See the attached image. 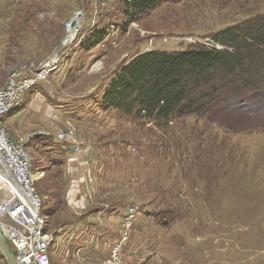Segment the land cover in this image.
<instances>
[{"label":"rangeland","instance_id":"obj_1","mask_svg":"<svg viewBox=\"0 0 264 264\" xmlns=\"http://www.w3.org/2000/svg\"><path fill=\"white\" fill-rule=\"evenodd\" d=\"M263 14L264 0H157L138 17L126 0H0V86L13 71H35L50 60L57 66L52 95L70 99L61 119L49 111L21 135L3 121L13 138L28 140L34 184L50 213L51 264H264V99L246 100L220 119L130 116L101 102L112 78L135 56L219 47L217 33ZM97 36L102 39L92 45ZM68 129L77 131V147L94 150L97 160L94 177L85 181L83 209L63 196L71 180L65 149L53 136H32ZM135 204L129 228L125 220ZM117 207L123 211L111 240L100 216ZM72 212L80 215L74 222L98 217L92 219L100 226L91 218L84 225L95 250L79 252L82 230L67 226ZM117 242L122 248L113 255ZM0 264H10L1 253Z\"/></svg>","mask_w":264,"mask_h":264},{"label":"trees","instance_id":"obj_2","mask_svg":"<svg viewBox=\"0 0 264 264\" xmlns=\"http://www.w3.org/2000/svg\"><path fill=\"white\" fill-rule=\"evenodd\" d=\"M156 1L126 4L138 17ZM101 39L94 37L92 45ZM215 41L219 47L197 44L182 51L153 50L135 56L104 91L105 109H122L130 116L212 114L220 119L240 110L246 100L264 99V14L222 30ZM217 106L226 108L219 111Z\"/></svg>","mask_w":264,"mask_h":264},{"label":"built area","instance_id":"obj_3","mask_svg":"<svg viewBox=\"0 0 264 264\" xmlns=\"http://www.w3.org/2000/svg\"><path fill=\"white\" fill-rule=\"evenodd\" d=\"M57 69L55 62L47 60L35 71H13L4 85L0 86V229L11 247L18 264H51L49 249L53 236L46 231L47 213L44 198L34 184L33 165L26 149L27 139L13 138L3 126L5 118L23 105V99L32 88L44 86L49 95L54 90L50 77ZM60 141H68L78 148L77 131L68 129L57 134ZM8 174V176H7ZM136 204L128 210L125 220L130 228ZM127 233L122 237L125 240ZM122 242L111 247L113 255L119 253Z\"/></svg>","mask_w":264,"mask_h":264},{"label":"crops","instance_id":"obj_4","mask_svg":"<svg viewBox=\"0 0 264 264\" xmlns=\"http://www.w3.org/2000/svg\"><path fill=\"white\" fill-rule=\"evenodd\" d=\"M30 95V96H29ZM27 99L23 103L21 107L18 109H15L12 113H10L5 118V124L8 125L9 131L11 133L21 135L22 129H27L29 124L31 126H34L33 122H35V125H38V121H42V119H46L47 114L50 118H55L57 116L52 115V112L55 114H58L60 117L56 119H61V111L63 112V107H67L70 99L68 97H58V96H51L48 95L46 88L44 86L39 87V89H35L34 92H31L27 95ZM54 116V117H51ZM27 119H32L27 124ZM51 127V126H49ZM52 132V131H51ZM47 132V130H42V132H34L33 137L34 139H43L46 137L53 136V139L62 145V149H65V157H67V171L70 172L71 180L67 182L66 185V201H68L69 205L73 206L75 209H83L86 205L85 200L82 199L83 195L86 194L85 192V181L87 177L91 178L94 177V170L97 164V160L93 158L94 152H87L86 146H81L78 148H73V145L68 141H60L57 138L56 133ZM29 134V133H28ZM89 151V149H88ZM88 156L91 157V164H87V158ZM49 158V157H48ZM51 161V160H49ZM66 164V163H65ZM89 203V202H88ZM84 205V206H83ZM83 207V208H82ZM105 207H108L106 205ZM103 207V208H105ZM126 209V206L124 207V211ZM103 210V209H102ZM99 213H104V212ZM122 210L119 207L115 209L109 210L110 214L107 216L101 215L100 218L102 220H105V223L107 224V227L103 229L106 231L105 235L108 236L111 240L116 238L118 236L117 234V228L116 225L118 224V212ZM123 211V210H122ZM90 212H93L92 210ZM76 212L71 213V220L67 224V226L72 227L74 232H78L79 230H82L81 234L77 236L78 239V250L81 253H87L89 250H95L90 248L89 244H92L93 246L96 245V243H89V240L86 238L88 237L89 230L84 227L85 224H88L89 218H91L90 222H93V224H97L96 226H100L97 222H94L92 217L94 218V215H86L84 221H76V217H80L79 214H75ZM50 213L47 214V221H49ZM98 219V217H95ZM70 219V218H69ZM84 222V223H82ZM108 225H112V227H108ZM47 227V226H46ZM83 227L85 228L83 230ZM104 231V232H105ZM103 232V233H104ZM94 235H96V232H92ZM84 240V241H83ZM109 240L107 243L108 247L110 242H113Z\"/></svg>","mask_w":264,"mask_h":264},{"label":"water","instance_id":"obj_5","mask_svg":"<svg viewBox=\"0 0 264 264\" xmlns=\"http://www.w3.org/2000/svg\"><path fill=\"white\" fill-rule=\"evenodd\" d=\"M0 253L7 258L10 264H18L15 258L14 253L9 249L7 241L0 229Z\"/></svg>","mask_w":264,"mask_h":264},{"label":"bare ground","instance_id":"obj_6","mask_svg":"<svg viewBox=\"0 0 264 264\" xmlns=\"http://www.w3.org/2000/svg\"><path fill=\"white\" fill-rule=\"evenodd\" d=\"M80 20V19H79ZM79 20L77 19V17L73 20V22H72V24L71 25H69V31H70V33H71V35L73 36V35H75V33H76V31H77V29H75V26H77L78 24H79ZM78 22V23H77ZM79 26V25H78ZM2 165V163H1V161H0V169L2 170V171H5V170H3L4 168H3V165ZM7 176H8V174H7Z\"/></svg>","mask_w":264,"mask_h":264}]
</instances>
